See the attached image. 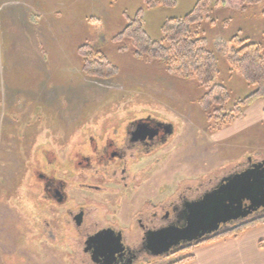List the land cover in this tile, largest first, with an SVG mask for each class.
I'll return each instance as SVG.
<instances>
[{
  "label": "rangeland",
  "instance_id": "1",
  "mask_svg": "<svg viewBox=\"0 0 264 264\" xmlns=\"http://www.w3.org/2000/svg\"><path fill=\"white\" fill-rule=\"evenodd\" d=\"M194 5L195 0H178L148 9L150 35L160 38L167 18L183 16ZM143 6L144 0H0V209L8 189H18L23 168L34 165L39 153L72 150L74 157L78 152L86 155L91 151L90 135L99 140L106 130L104 136L120 137L113 132L117 119L152 117L176 126L154 179L133 193L138 206L140 199L157 195V182L163 177L169 181V193L176 196L200 184L204 191L221 177L264 161L262 99L246 105L232 124L215 131L219 121L208 117L198 103L203 91L196 77L169 73L158 60L136 54L125 37L115 38L127 17ZM263 10L264 3L246 11L236 5H213L200 26L218 57L220 80L233 94L229 107L256 87L231 70L220 44L237 33L264 43ZM85 43L102 49L119 74L87 75L78 51ZM121 125L118 132H123L125 123ZM25 176L24 221L20 223L14 201L18 192H10L16 207L10 204L3 215L0 210V264H85L81 240L72 230L56 223L54 235L40 233L37 212L42 219L48 212L37 206L39 194L36 197L35 179L27 168ZM125 214L121 227L130 223ZM192 248L153 256L149 262L170 264L191 254Z\"/></svg>",
  "mask_w": 264,
  "mask_h": 264
},
{
  "label": "flooded vegetation",
  "instance_id": "2",
  "mask_svg": "<svg viewBox=\"0 0 264 264\" xmlns=\"http://www.w3.org/2000/svg\"><path fill=\"white\" fill-rule=\"evenodd\" d=\"M116 122L118 125H113V132L120 137L104 136L106 130L99 133V140L90 135L91 151L86 155L78 152L74 157L72 150L62 151L60 155L55 151L52 154L39 153L34 165L23 168L24 176L18 189H8L7 198H2L1 214H6L13 202L11 197L14 194L10 192H18L14 201H17V210L21 215L20 223L24 221L27 212V168L35 179L36 197L39 194L37 206L40 211L48 212L45 219L41 218V212H37L40 216L37 226L41 234L52 236L57 233L56 223L72 230V235L81 240L85 264L149 262L154 255L148 239L169 226H185L188 206L206 192L218 188L232 174L221 177L204 191L200 184L188 187L176 196H173L174 192L169 193V181L163 177L157 182V195L140 199L138 206L133 193L154 179L153 171L163 162L164 149L175 136L176 126L170 121L152 117L117 119ZM122 123H125L123 132H118ZM140 124L145 125V131L136 134ZM116 140L125 144L123 150L116 147ZM66 163L71 167H67ZM125 194L126 198L122 197ZM41 201L47 204L42 205ZM124 212V219L130 218V223L121 227L119 224ZM260 214H264V207L254 211L248 219ZM189 245H180L168 254Z\"/></svg>",
  "mask_w": 264,
  "mask_h": 264
},
{
  "label": "trees",
  "instance_id": "3",
  "mask_svg": "<svg viewBox=\"0 0 264 264\" xmlns=\"http://www.w3.org/2000/svg\"><path fill=\"white\" fill-rule=\"evenodd\" d=\"M177 3L178 0H144V6L133 16L127 17L126 23L115 38L125 37L136 54H144L158 60L169 73L196 77L203 91L198 103L205 109L208 117L211 118L213 115L217 122L219 121L214 127L216 131L232 124L246 105L256 99L264 101V43L254 41L240 33L221 42L222 52L231 70L239 72L248 85L256 87L254 91L229 107L233 94L220 80L222 69L218 57L209 48V40L202 34L200 26L209 19L213 5L218 7L236 5L246 11L264 3V0H195L191 11L183 16L167 18L161 25V37L153 38L146 27V11ZM78 51L87 75L111 78L119 74L118 66L102 49L85 43L79 46ZM262 223L264 214L224 225L218 232L175 253L224 237H239L246 229ZM192 258L193 255L188 254L170 264H187Z\"/></svg>",
  "mask_w": 264,
  "mask_h": 264
},
{
  "label": "water",
  "instance_id": "4",
  "mask_svg": "<svg viewBox=\"0 0 264 264\" xmlns=\"http://www.w3.org/2000/svg\"><path fill=\"white\" fill-rule=\"evenodd\" d=\"M145 128L140 124L135 133H144ZM188 207L185 226H169L148 239L154 256L200 241L228 223L248 219L254 211L264 207V161L232 174L218 188L206 192ZM118 243L121 244V239Z\"/></svg>",
  "mask_w": 264,
  "mask_h": 264
},
{
  "label": "crops",
  "instance_id": "5",
  "mask_svg": "<svg viewBox=\"0 0 264 264\" xmlns=\"http://www.w3.org/2000/svg\"><path fill=\"white\" fill-rule=\"evenodd\" d=\"M191 255L187 264H264V223L246 229L239 237L201 243L192 248Z\"/></svg>",
  "mask_w": 264,
  "mask_h": 264
},
{
  "label": "clouds",
  "instance_id": "6",
  "mask_svg": "<svg viewBox=\"0 0 264 264\" xmlns=\"http://www.w3.org/2000/svg\"><path fill=\"white\" fill-rule=\"evenodd\" d=\"M114 143L116 144V147H117L118 149L123 150V149L125 148V144L122 143L121 141L116 140V141H114Z\"/></svg>",
  "mask_w": 264,
  "mask_h": 264
}]
</instances>
